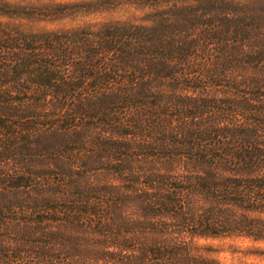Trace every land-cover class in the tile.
<instances>
[{"label":"trees","instance_id":"trees-1","mask_svg":"<svg viewBox=\"0 0 264 264\" xmlns=\"http://www.w3.org/2000/svg\"><path fill=\"white\" fill-rule=\"evenodd\" d=\"M256 2L207 0L220 12L200 27L176 12L155 28L81 38L76 63L55 46L64 37L0 26V264H219L194 252L196 238H264ZM187 38L213 53L187 54ZM86 81L116 86L91 92ZM44 128L37 171L28 134Z\"/></svg>","mask_w":264,"mask_h":264},{"label":"rangeland","instance_id":"rangeland-1","mask_svg":"<svg viewBox=\"0 0 264 264\" xmlns=\"http://www.w3.org/2000/svg\"><path fill=\"white\" fill-rule=\"evenodd\" d=\"M231 1H249L254 4V0H227V2ZM260 6L257 0L254 7L259 10ZM217 8L215 5L208 4L207 0H0V26L19 37L47 33L58 35V39L64 37L66 39L64 44L57 42L55 46L56 48L59 46L63 49L68 48L67 52L71 49L70 59L76 63L81 56H84L82 51H77V47H82V45L84 47L83 42H86L81 38H90L96 42L95 40L107 34L108 30L116 35H121L123 31H131L129 33L131 34L136 33L139 28H155L162 19L172 18L176 12L187 14L190 21L195 18L191 27H200L202 20L213 18L215 12H220V9L217 10ZM228 8L231 9L232 5H228ZM194 30L191 29L190 33H194ZM203 33L200 36L202 40H204ZM191 38L184 39L187 41L186 44L193 43L190 41ZM207 38L212 39V34L206 36ZM196 45L195 47L193 43L187 46L189 48L187 54L213 53L207 49L206 46L209 44L206 42H198ZM68 57L65 61L67 63H69ZM166 82L168 87L179 88L180 84L175 81L167 80ZM110 84L106 85L105 81H99L96 83V87L113 88L116 86ZM94 85L90 81L83 84L91 92L96 88ZM128 116H130L129 111L126 110L124 118ZM88 126L84 125L81 128L80 136L85 140L93 135L89 132ZM109 127L113 128V126ZM28 135L31 143H28L30 150H27V157L33 156L38 159L35 169L40 171L39 168L42 167L44 159L47 161L49 158V155L46 158V154L50 144H44V139L49 134L48 131L45 134L44 128L42 134ZM40 137L42 140L38 141ZM97 166L95 165V167ZM93 179L105 182V176L96 178L93 175ZM38 188V186L30 187L27 195H23V200L27 199L26 203L32 200L31 197L34 196L35 191L39 190ZM20 209L17 210L20 211ZM254 215L264 219V210ZM194 249L195 253L214 259L219 264H264V238L255 240L248 236L238 235L198 237L194 240Z\"/></svg>","mask_w":264,"mask_h":264}]
</instances>
